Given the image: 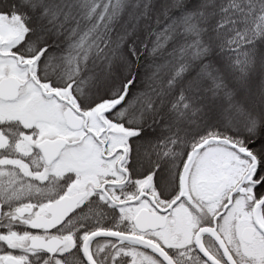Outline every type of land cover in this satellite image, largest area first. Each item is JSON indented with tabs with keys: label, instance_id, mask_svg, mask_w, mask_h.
<instances>
[{
	"label": "snow or ice",
	"instance_id": "snow-or-ice-1",
	"mask_svg": "<svg viewBox=\"0 0 264 264\" xmlns=\"http://www.w3.org/2000/svg\"><path fill=\"white\" fill-rule=\"evenodd\" d=\"M0 264H264V0H0Z\"/></svg>",
	"mask_w": 264,
	"mask_h": 264
}]
</instances>
